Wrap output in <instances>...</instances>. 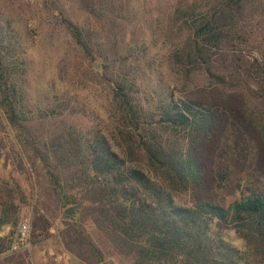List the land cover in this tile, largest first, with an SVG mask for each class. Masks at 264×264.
<instances>
[{"label":"trees","instance_id":"16d2710c","mask_svg":"<svg viewBox=\"0 0 264 264\" xmlns=\"http://www.w3.org/2000/svg\"><path fill=\"white\" fill-rule=\"evenodd\" d=\"M18 3L0 0V112L73 264H264V193L198 198L200 154L234 124L264 150V0ZM20 22L35 23L55 56L36 100L28 60L14 57ZM70 181L100 206L83 218L99 244L63 214ZM24 200L0 180V229L16 225ZM11 242L0 236V264H25Z\"/></svg>","mask_w":264,"mask_h":264},{"label":"rangeland","instance_id":"374dc122","mask_svg":"<svg viewBox=\"0 0 264 264\" xmlns=\"http://www.w3.org/2000/svg\"><path fill=\"white\" fill-rule=\"evenodd\" d=\"M69 1L73 3V0ZM32 2L34 3V0H19V8L16 12L29 10L24 5ZM11 35L16 38L17 42L14 57L23 56L21 58H26L29 62L26 88L32 98L36 100L45 90L47 82L53 77L54 52L49 48L50 45L42 41L35 23L29 22L25 27L20 22L14 27V32ZM252 55L257 56L256 52H252ZM248 59L250 60V55ZM28 106L33 108L31 104ZM79 114L81 112H78ZM235 114L236 118H239L238 110L235 111ZM213 149V147H207L200 154L201 165L204 167V187L198 193L200 200L226 205L238 199L240 192H246L248 189L264 193V150L252 132L242 124H234L233 128L226 131L219 146L215 150ZM0 180L16 182L25 196L24 202L18 205L16 225H4L0 232L6 236L9 235L13 241L21 220L26 219L30 226V251L8 252V254L14 257L23 255L22 260L25 264H73L70 255L61 247L63 235L56 232L59 219L52 220L49 212L43 211L46 197L42 192L40 181L27 166L19 154L18 148L11 140L1 112ZM69 184L74 185L68 187ZM76 184L77 181H70L64 187L65 195L73 196L75 199V204L71 206L73 213L66 216L74 217L72 222H80L94 242L99 244L98 231L89 220L86 218L83 220V218L86 217L87 212L98 209L100 206L85 201L80 187ZM90 216L87 217L90 218ZM44 217L50 224L47 230H42L39 227L42 224L41 219ZM225 237L232 244L241 245L232 232H227ZM47 250L52 251L54 255H63L64 260H56L54 257L42 254ZM103 264L112 263L107 259Z\"/></svg>","mask_w":264,"mask_h":264},{"label":"built area","instance_id":"2783aa9c","mask_svg":"<svg viewBox=\"0 0 264 264\" xmlns=\"http://www.w3.org/2000/svg\"><path fill=\"white\" fill-rule=\"evenodd\" d=\"M31 249V241H30V226L26 219H23L19 222L16 236L14 240L10 244V252H29ZM54 257L56 260H64L63 255L61 254H55L47 250L46 252H42V254Z\"/></svg>","mask_w":264,"mask_h":264},{"label":"water","instance_id":"95a60500","mask_svg":"<svg viewBox=\"0 0 264 264\" xmlns=\"http://www.w3.org/2000/svg\"><path fill=\"white\" fill-rule=\"evenodd\" d=\"M73 213V207H69L64 211L65 215H71Z\"/></svg>","mask_w":264,"mask_h":264},{"label":"crops","instance_id":"0c3cea01","mask_svg":"<svg viewBox=\"0 0 264 264\" xmlns=\"http://www.w3.org/2000/svg\"><path fill=\"white\" fill-rule=\"evenodd\" d=\"M0 236H5L3 233L0 232Z\"/></svg>","mask_w":264,"mask_h":264}]
</instances>
